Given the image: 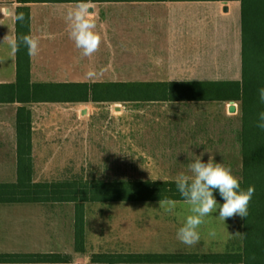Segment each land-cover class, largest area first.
Wrapping results in <instances>:
<instances>
[{
    "label": "crops",
    "instance_id": "0c3cea01",
    "mask_svg": "<svg viewBox=\"0 0 264 264\" xmlns=\"http://www.w3.org/2000/svg\"><path fill=\"white\" fill-rule=\"evenodd\" d=\"M42 1L24 4L0 0V184H14L19 179L21 109L31 116L35 183L174 182L181 172L190 175V162L202 157L206 163L210 156L230 168L239 180L243 179L242 102H119L111 97L83 101L75 100L78 97H72L71 92L81 89L69 87L129 83L137 79L147 83H242L239 2ZM79 5L87 7L101 40L91 57L81 55L68 33L67 14ZM24 9L30 14V35L39 40V53L30 57L31 84L48 88L22 93L21 100L13 97L15 91L4 87L18 82V52L11 45L17 44V16ZM6 35L9 40L3 43ZM92 157L103 163L97 172L94 169L87 173V160ZM119 160H131L147 178L97 177L130 175L132 168L121 171ZM76 161H81L78 167ZM63 162L60 173L69 171L70 177L52 178ZM217 203L222 205L224 201ZM181 204L186 205L178 202L168 213L160 209L158 202L84 203L85 253L75 249V203L0 204V256L61 254L71 256L69 264H111L94 263L92 257H203L242 251L233 239L234 218H229L223 232L217 228L214 236L209 235L213 223L219 222L214 214L205 217L198 229L199 243L188 247L179 242L177 230L190 214L188 207ZM147 206L151 208L149 227ZM241 222L243 238V218ZM148 238L157 250L147 251ZM164 240L175 248L164 250ZM137 244H144V251L135 252Z\"/></svg>",
    "mask_w": 264,
    "mask_h": 264
},
{
    "label": "trees",
    "instance_id": "16d2710c",
    "mask_svg": "<svg viewBox=\"0 0 264 264\" xmlns=\"http://www.w3.org/2000/svg\"><path fill=\"white\" fill-rule=\"evenodd\" d=\"M20 3L42 0H18ZM81 2H239L243 30V82L215 83H147L129 82L103 85H70L72 97L89 101L100 99L119 102L148 101H217L242 102L243 115V179L241 189L253 186L255 191L249 203L247 218H243V246L240 253L196 255H96L94 263H212V264H264V131L255 127L258 114L264 111L258 90L264 87V0H79ZM22 21L17 19V85L5 86L16 92L15 98L23 100L22 93H33L47 86L31 84V59L20 37L30 35V14L24 9ZM113 96L106 97L107 94ZM103 94L104 96H101ZM14 98V100H15ZM19 179L14 184H0V204L69 202L77 205V253H85L84 203L90 202H159L162 198L183 202L175 182L119 181L100 183H35L32 179V143L30 112H19ZM217 201H223L214 192ZM0 263L69 264L71 256L61 254L0 256Z\"/></svg>",
    "mask_w": 264,
    "mask_h": 264
},
{
    "label": "clouds",
    "instance_id": "9594fccd",
    "mask_svg": "<svg viewBox=\"0 0 264 264\" xmlns=\"http://www.w3.org/2000/svg\"><path fill=\"white\" fill-rule=\"evenodd\" d=\"M90 15L86 6L79 5L70 10L66 17L69 37L84 57H91L96 53L101 43L99 35L95 32L96 24L89 19ZM17 19L22 21L23 14H20ZM8 40L9 37L6 35L3 43ZM20 42L27 48L30 57L39 53L38 38L24 35L20 37ZM11 46L13 51L18 49L15 43ZM258 95L260 103L264 104V87L258 90ZM255 127L264 131V111L258 114ZM187 168L190 175L181 172L174 177L177 191L183 198V203L188 206L190 213L178 228L176 239L192 247L200 241L198 229L205 223V217L212 216L218 211L219 215L215 219L224 223L227 219L237 215L246 219L255 189L253 186L246 190L241 189L240 180L232 174L231 169L226 168L222 163L215 162L213 156H210L206 163L203 162L202 157L196 158L187 165ZM216 191L224 201L222 205L218 204L214 197ZM158 203L160 209L172 213L178 201L165 197ZM209 235L214 236L215 231H210ZM236 235H241V233L237 232Z\"/></svg>",
    "mask_w": 264,
    "mask_h": 264
},
{
    "label": "rangeland",
    "instance_id": "374dc122",
    "mask_svg": "<svg viewBox=\"0 0 264 264\" xmlns=\"http://www.w3.org/2000/svg\"><path fill=\"white\" fill-rule=\"evenodd\" d=\"M236 18H234V20H233V22L234 23H236V20H235ZM142 81H146V80H132V82H142ZM94 134V133H93ZM93 156V155H92ZM120 161V163H121V165H122V170L121 171H123V170H125L126 168H132L131 169V171H132V173L130 174V175H122V174H118V175H116V176H114V177H106V176H102V175H99V176H97V177H101V178H103V179H114V178H118V179H123V178H125V179H129V180H138V179H146L147 177L144 175V171L142 170L141 172H139V170H138V167H136L135 165H133L132 164V161L131 160H119ZM38 162H40V163H42V160H39ZM60 162H62V161H60ZM81 163V161H76V165H77V167H78V164H80ZM103 162L101 161V160H99V159H95V158H91V159H89V160H87V173H91L94 169H97L96 170V172L98 171V169H99V167H100V165L102 164ZM63 165H65V162H63V163H61V168L59 169V170H57V175H55V176H53L52 178H54V179H64V178H67V177H70V175H69V171H68V173H66V171H65V174L64 173H60V172H63V168H62V166ZM99 166V167H98ZM136 167V168H135ZM135 168V170H133ZM142 174V175H141ZM40 176L41 177H44L42 174H40ZM181 206H185V207H188L187 205H183V204H181ZM138 209H140V208H138ZM142 210V209H141ZM149 210L151 211V208H148V206H147V227H149L148 225H149V223H150V214L151 213H149ZM141 212L142 211H140V212H138V214H141ZM214 214V218L215 217H218V215H219V212L217 211L216 213H213ZM137 221H139L138 219H137ZM242 218L239 216V215H237V216H235L234 217V222H236L235 223V226L233 227V239L235 240V243L238 245V246H243V244H242V241H243V238H242ZM218 222V221H217ZM228 222H229V219H227L226 221H225V223L224 222H222V221H219L218 223H213V228H212V230H214V229H217L218 228V230L219 229H221V231L224 229L225 230V228L227 229V225H228ZM95 224V223H94ZM142 224V223H141ZM138 225V224H137ZM140 225V224H139ZM137 227V226H136ZM148 230V229H147ZM223 232V231H222ZM237 232H239V233H241V235H236V233ZM222 236V235H221ZM224 237V236H223ZM149 239V238H148ZM232 239V240H233ZM158 241V240H157ZM154 242L151 240V239H149V240H147V251H152V250H157L156 249V247L155 246H153L152 244H153ZM158 244H161V242H157ZM168 242L167 241H162V248H164V250H169V249H172V248H175V247H173V246H170L169 244H170V242L167 244ZM151 244V245H150ZM200 247H202V245L200 246ZM144 248H145V246H144V244H141L140 246L137 244V245H135V247H134V251L136 252H138V251H144ZM160 247H158V249H159Z\"/></svg>",
    "mask_w": 264,
    "mask_h": 264
}]
</instances>
